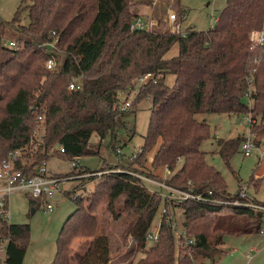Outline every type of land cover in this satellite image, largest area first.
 I'll return each mask as SVG.
<instances>
[{"label": "trees", "instance_id": "16d2710c", "mask_svg": "<svg viewBox=\"0 0 264 264\" xmlns=\"http://www.w3.org/2000/svg\"><path fill=\"white\" fill-rule=\"evenodd\" d=\"M153 1L20 0L14 17L2 22L0 33V160L19 149L15 168L30 177L53 156L75 163L82 156L100 155L105 139L106 149L116 155L127 143L121 138L127 130L126 113L135 110L119 108V93H131L137 87L131 103L135 106L144 98L149 100L147 130L134 155L114 157L113 168L119 170L102 174L106 211L113 221L126 216L121 237L130 236L135 252L142 253L130 263L198 264L199 259L212 256L224 235L258 233L260 214L249 208L186 199L178 204L183 235L177 237L171 226L172 213L167 210L170 202L163 200L159 188L151 191L133 173H145L192 193L211 190L214 198L235 196L227 190L220 172L206 162L201 144L210 137V129L197 115L250 111L251 127L264 136V47L248 38L250 30L263 24L264 0H226L207 30L171 32L158 24L150 30L132 29L137 15L130 6H151ZM161 1L153 6L156 22L170 2ZM22 12L26 14L24 23ZM180 13L182 17V9ZM4 32L11 40L22 42V48L5 46ZM51 32L59 40L58 51H54L59 63L53 70L44 65L47 51L43 44L51 40ZM174 45L177 53L167 55ZM146 73L151 76L138 84V77ZM73 76L81 79V85L69 90ZM250 84L251 106L245 97ZM39 115L42 120H37ZM93 134L99 138L97 143L90 140ZM242 139H217L225 162ZM147 161L153 169L165 168L171 175L164 178L143 171ZM103 163L93 169L81 167L74 174L88 173L90 182L104 170ZM258 183L256 179L254 187ZM66 195L75 208L60 228L50 264H111L110 235L104 230L97 234L95 204L85 207L81 195ZM27 196L35 209L39 199ZM161 205L166 210L159 218L157 241L152 242L146 236ZM1 230L9 236L5 264H22L29 226L11 222ZM75 237L91 239L73 252ZM147 242L151 244L146 246Z\"/></svg>", "mask_w": 264, "mask_h": 264}, {"label": "rangeland", "instance_id": "374dc122", "mask_svg": "<svg viewBox=\"0 0 264 264\" xmlns=\"http://www.w3.org/2000/svg\"><path fill=\"white\" fill-rule=\"evenodd\" d=\"M161 3V0H154L151 6L138 4L131 5L130 9L137 16L153 17V6ZM178 3H180L178 5L183 11L182 22H180L176 1L171 2L170 0L165 12H160L158 17H156L157 19L160 18V23L157 22L159 27L171 31L173 23L169 22L167 18L170 13H175L181 30H185V28L207 30L214 24L215 18L219 16V13L226 4V0H178ZM19 4L20 0H0V33L4 28L2 22L10 21L14 17ZM21 19L23 23L26 21V14L24 12L21 14ZM6 36L2 37L3 41L10 39ZM175 53H177V45H174L167 55ZM58 56L60 58L61 53H58ZM133 96V92L127 93L126 91H121L119 93L120 100L125 97L133 99ZM250 102L252 103V101ZM148 105L149 100L144 98L135 103V106L131 103L126 108L127 110L131 108L135 110L126 113L125 124L127 130L121 133V138L127 143L120 149L123 153L122 155H134L142 146L149 118ZM197 118L204 119L210 129V137L201 144V149L205 152L206 162L220 172L227 190L233 193L238 190L241 184L246 183L249 185V191L258 200L264 201V180H260L264 173V160L255 152L247 156L244 155L240 144L229 156L227 162H225L218 151L217 139L226 140L236 136H243L246 133L248 123L245 113H229V115L224 112L198 113ZM39 132L37 131V134ZM258 136L262 137L261 135ZM90 140L92 143H97L99 138L93 134ZM107 140L102 141L100 155L82 156L75 160V165H73L72 161L58 156H53L47 160L46 167L51 171L57 172L64 179L62 184H60L59 190L49 199V202L53 206L51 211H44L40 207V204H36L34 211H32L33 205L23 191L11 193L9 200L11 222L24 223L29 226V239L23 264H50L52 262L60 228L67 216L75 208L74 202L66 195L67 193L81 195L85 207L90 206L95 201L93 213L99 222L97 231L101 230L103 232L104 230L110 235L111 264H132L130 263L131 261L134 262L142 256L141 252H135V247H133L134 241L130 236L127 238L121 237V232L125 227L126 216L113 221L106 211V198L104 196L106 190L105 182L101 181L102 174L119 170L118 168H113V160L114 157L116 159L121 157L117 156V152L116 155H113L106 149L105 143ZM154 150L155 148L149 153V159H151ZM103 160L107 162L103 163ZM102 163V169L104 170L93 175L94 179L90 182L86 180L89 178L87 176L89 175L88 173L74 174L81 170V167L93 169L100 167ZM142 170L152 172L158 177L165 178L171 175V172H168L165 168L153 169L149 161L146 162ZM135 173L144 176L145 179L149 178L145 173ZM251 178L253 179L251 180ZM145 179H143V182H145L151 191H153V188H155L154 190L158 188ZM256 179L259 180V183L254 187L253 183ZM170 205L167 210L176 218L178 230H182V209L177 208L173 202ZM162 208L163 205H161L152 221L151 232H155L157 229ZM75 239L77 240L73 246H76L79 242L84 246L89 240L88 237H75L73 241ZM150 244L151 242H147L146 246ZM198 264H264V234L256 232L234 235L226 234L223 236L222 242L213 251L212 256L199 259Z\"/></svg>", "mask_w": 264, "mask_h": 264}, {"label": "built area", "instance_id": "2783aa9c", "mask_svg": "<svg viewBox=\"0 0 264 264\" xmlns=\"http://www.w3.org/2000/svg\"><path fill=\"white\" fill-rule=\"evenodd\" d=\"M168 21L172 22V32H181L180 23L177 22L175 13H170L168 15ZM217 18H215V21ZM215 23V22H214ZM157 22L151 16H137L133 19L131 23L132 29L139 30H150ZM51 40L45 42L43 46H45L47 51V56L44 60V65L46 69L53 70L56 69L59 60L56 58L54 51L57 50L58 45V37L55 32H51ZM249 40L252 44L264 47V18L263 24L260 28H254L249 32ZM5 46H10L15 49L22 48V42H17L15 40H5L3 41ZM151 76L150 73H146L140 75L138 77V84L145 82ZM249 82L251 83V78H249ZM81 79L78 76H73L72 79L68 82L67 88L69 90L76 89L80 87ZM138 88L136 87L132 92H137ZM252 87L251 84L245 92V97L247 98V104L251 106L252 98H251ZM131 92V93H132ZM134 97V96H133ZM132 99H128L125 97L120 100V109H126L131 104ZM245 118L247 120L248 126L247 131L243 135V139L241 141L240 147L241 151L244 155H250L252 152L258 154V156L264 159V137L258 136L253 128L251 127V122L253 121L251 117V112L245 113ZM42 116L39 115L37 120H42ZM63 151V148H60ZM121 154V150L116 151ZM21 151L19 149L9 151L8 155L0 160V264H5L6 258V247L9 241V236L2 234V226L4 224L8 225L11 223L10 220V209H9V200L11 193L14 191H23L25 194L29 195L34 199H39L40 207L44 211H51L53 206L49 199L53 196V194L59 190L60 184L63 182V178L60 176H55L48 172L45 163L40 164L36 173L33 176H26L19 169L15 168V163L19 159ZM134 175L140 177L141 179H145L144 176L138 175L137 173H133ZM145 180L149 181L152 185H155L160 189L161 196L164 198L165 202H173L176 204L177 208H180L178 204L186 199H193L196 201H201L208 204L213 205H224L230 207H242L249 208L253 210L255 213L260 214V226L258 233L264 234V201L258 200L250 191L249 185L244 183L239 186L238 190L235 191V196L233 198L220 199L212 197V191L207 190L206 193H192L188 190H182L173 186H170L164 182H159L157 180H153L150 178H146ZM155 188H153L154 190ZM166 208L163 206L161 214L165 212ZM160 214V215H161ZM171 226L174 230V234L179 237L183 235L182 230H178L177 220L175 217H171ZM159 223L157 225V229L155 232H151L150 230L147 233V238L152 241H157L158 236ZM189 242H192V239H189Z\"/></svg>", "mask_w": 264, "mask_h": 264}, {"label": "crops", "instance_id": "0c3cea01", "mask_svg": "<svg viewBox=\"0 0 264 264\" xmlns=\"http://www.w3.org/2000/svg\"><path fill=\"white\" fill-rule=\"evenodd\" d=\"M178 4H180V3H177V5ZM177 7H179V5L177 6ZM180 7L178 8V11H179V16H180V22H182V17H181V13H180ZM186 29V28H185ZM193 29V28H192ZM4 36H6V35H4ZM7 37V36H6ZM171 55H173V54H171ZM245 133V132H244ZM244 135V134H243ZM264 160V159H263ZM47 164V162L45 163V165ZM73 165H75V163H73ZM47 168V167H46ZM47 170H48V172L49 173H51V174H58L57 172H55V171H51V170H49L48 168H47ZM153 188V187H152ZM106 194V193H105ZM104 194V196H105V198H106V195ZM103 196V197H104ZM103 197H102V199H103ZM98 198V197H97ZM99 199V198H98ZM260 201H262V200H260ZM94 204H96L95 202H94ZM11 216V215H10ZM13 223V222H12ZM158 224V223H157ZM100 233H102L101 232V230H98L97 231V234H100ZM79 239V238H78ZM81 239V238H80ZM85 239V238H84ZM89 240L91 239V238H88ZM76 240L77 239H75L74 241L72 240V243H71V249L73 250V252H78L79 250H80V248L83 246V244H80L81 242H79V244L77 243L76 244V246H73L74 244H75V242H76ZM88 240V241H89ZM79 241V240H78ZM87 241V240H86ZM24 261H25V257H24V259H23V262H22V264L24 263Z\"/></svg>", "mask_w": 264, "mask_h": 264}, {"label": "water", "instance_id": "95a60500", "mask_svg": "<svg viewBox=\"0 0 264 264\" xmlns=\"http://www.w3.org/2000/svg\"><path fill=\"white\" fill-rule=\"evenodd\" d=\"M32 211H34V208L32 209Z\"/></svg>", "mask_w": 264, "mask_h": 264}]
</instances>
